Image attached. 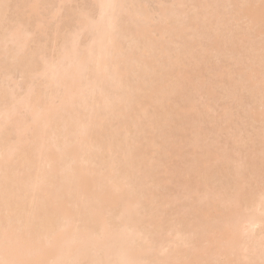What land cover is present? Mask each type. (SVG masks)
I'll use <instances>...</instances> for the list:
<instances>
[{
  "label": "bare ground",
  "instance_id": "6f19581e",
  "mask_svg": "<svg viewBox=\"0 0 264 264\" xmlns=\"http://www.w3.org/2000/svg\"><path fill=\"white\" fill-rule=\"evenodd\" d=\"M91 1L0 93V264H264V0Z\"/></svg>",
  "mask_w": 264,
  "mask_h": 264
},
{
  "label": "rangeland",
  "instance_id": "374dc122",
  "mask_svg": "<svg viewBox=\"0 0 264 264\" xmlns=\"http://www.w3.org/2000/svg\"><path fill=\"white\" fill-rule=\"evenodd\" d=\"M34 1H36V0H7L6 2H5V4H4V6L2 7V9H1V11H0V37H1V35L2 34H4V36H5V34L7 33L8 34V32L9 31H7L8 30V28H12V25H16V24H21V27H22V29L23 30H25V31H27V33H29L27 36H28V38L26 39V42H25V46H24V48L21 50L22 52H20L18 55L16 54V56H18L17 57V59H15L14 58V61L15 62H13V61H11V59L8 61V59H6V57H4V52L2 51V48H1V53H3L1 56H3V58L4 59H6V60H3L2 59V57H1V59L4 61H2L1 59H0V93H2V91H4V90H8L7 92L8 93H10V91H12V89L15 91V93L16 94H18V95H16L15 93V95H14V97L16 96V97H18L20 94H23V92H25L24 90H26V87H27V85H25L24 83H25V81H23V79L25 78V76H24V71H21L22 69L24 70V68H26V67H24V66H26L27 65V63H29L30 62V60H32L33 61V59H32V57H34L35 56V58H37L38 56H41L42 57V55L43 56H47V58H49V56H51V59H54V57L56 58L57 57V54H56V51H55V49H56V47L58 48V47H60L61 46V44L60 43H62V41H64V38H66V37H64V36H67V35H69L68 33L70 32V35H72L71 33H72V31H74L73 32V34H75L76 35V33H77V38H79L80 36V33H78L79 31H80V29H79V31L77 32V30H78V28H80V27H78L79 26V24H78V16H80L81 14H82V12L81 11H88L89 13V15L92 17V19L94 18V19H96L97 20V17H100V12H99V9H96V7L97 8H99L98 6H97V4H96V6H95V4L93 3V2H95V1H91V0H64L63 2H62V0L60 1V0H37L36 1V5H37V12H31L30 11V6L31 5H34ZM129 1V0H128ZM131 1V0H130ZM140 1V4H142L143 6V8H141V9H144V7L145 8H147V9H145L146 11L147 10H149L150 12H152V13H150L149 11H147L148 13H150V14H152V15H155L156 16V14L158 15V11H159V9H160V5H167V6H169V4L171 5V3H173L174 2V0H173V2L171 1V0H139ZM134 2H136V1H134ZM225 2H227V5H228V1H226L225 0ZM231 3V2H230ZM94 4V5H93ZM139 4V5H140ZM226 4V3H225ZM224 4V2H223V6L225 5ZM226 5V6H227ZM95 8H94V7ZM137 6H138V4H137ZM220 6H222V4L220 5ZM219 6V7H220ZM228 6H230L231 8H232V5H228ZM228 6L227 7H225V8H227V10L228 9H230V7L228 8ZM141 7V6H140ZM159 8V9H158ZM221 8L222 9H224V7H220V10H221ZM97 10H98V15H96L97 14ZM232 10V9H231ZM222 11V10H221ZM223 11H226V10H223ZM230 11V10H229ZM229 11H226L225 13H229ZM79 12V13H78ZM90 12H91V14H90ZM153 12H155V14L153 13ZM85 13V12H84ZM87 13V12H86ZM79 14V15H78ZM87 14V15H88ZM93 15H94V17H93ZM89 16V17H90ZM88 17V18H89ZM90 17V18H91ZM77 18V19H76ZM89 18V19H90ZM156 18L157 17H155V21H156ZM93 19V20H94ZM99 19V18H98ZM153 19H154V17H153ZM76 20H77V24H76ZM37 21H41V25L39 26V27H36L35 28V25H36V22ZM242 22V20L241 21H239V23L240 24H243V22ZM230 24H231V22H229ZM228 23V24H229ZM228 24H227V26H228ZM239 24V25H240ZM244 24H245V21H244ZM241 25V26H245V25ZM77 25V26H76ZM234 26H230L231 27V29L234 27V28H236V23H234L233 24ZM77 27V29L76 30H74L75 28ZM230 27H227L228 28V30H229V28ZM225 28V27H224ZM223 29V28H222ZM231 29H230V31H231ZM10 30V29H9ZM225 30H227L226 28H225ZM233 30V29H232ZM7 31V32H6ZM5 32V33H4ZM81 32V37L82 36H84L83 38L84 39H86L87 40V38H88V35H89V37H90V34L88 33L87 34V36L85 35L87 32H83V31H80ZM82 32H83V34H82ZM227 32V31H226ZM229 32V31H228ZM225 33V32H224ZM79 34V35H78ZM3 37V36H2ZM64 37V38H63ZM192 37H193V35H192ZM191 37V38H192ZM191 38L190 39H188V40H190L191 41ZM195 38H198V41H199V39H201V38H199V36L197 37V35H196V37L194 36V40H195ZM203 38V37H202ZM83 39V42H82V38H79V40L77 39V41H78V45L80 44L79 42H80V40H81V43H87L88 41H86V40H84ZM257 39V40H256ZM255 39V41L257 42L258 41V38H256ZM89 40V39H88ZM176 40H178V39H176ZM192 40H193V38H192ZM202 40H204V39H202ZM190 41H189V44H190ZM195 41H197V40H195ZM205 41V40H204ZM177 43L179 42V40L178 41H176ZM85 43H84V45H85ZM193 43H194V41H193ZM7 44H10L9 42H7ZM7 44H6V47H7ZM191 44H192V42H191ZM81 45V44H80ZM79 45V46H80ZM82 46H83V44H82ZM179 46V45H178ZM9 47H12V45L10 44V46L8 45V49H9ZM81 47V46H80ZM5 49H7V48H5ZM59 49V48H58ZM57 49V50H58ZM224 49H222V51H223ZM221 51V52H222ZM224 52V51H223ZM222 52V53H223ZM225 52H227V51H225ZM0 53V54H1ZM40 53H42V55H40ZM219 53H220V51L219 52H217V54H215V53H213V55H215V56H217V55H219ZM244 53V52H243ZM225 54L227 55V53H224L223 55H224V57H225ZM241 54H242V52H241ZM210 55H212V54H210ZM209 55V57H208V59H210V58H212V59H214V60H216V57H213V56H210ZM222 55V54H221ZM223 55L222 56H220V57H222V59H223ZM246 55V54H245ZM37 56V57H36ZM52 56H53V58H52ZM218 56V57H219ZM229 56V55H228ZM228 56H227V58H228ZM8 57V56H7ZM9 57H10V55H9ZM39 59V58H38ZM37 59V60H38ZM50 59V58H49ZM212 59H210L211 60V62L213 61ZM222 59H220V60H222ZM225 59V58H224ZM223 59V60H224ZM13 60V59H12ZM36 60V59H35ZM11 61V62H10ZM29 61V62H28ZM218 61V62H217ZM217 61H213V63L215 62H217L218 64H220L221 62L219 61V58H218V60ZM225 61H226V59H225ZM225 61H223V63L225 62ZM14 64H13V63ZM38 62L39 63H41V60H38ZM38 62H36V63H38ZM246 62V61H245ZM31 63V62H30ZM33 63V62H32ZM31 63V64H32ZM39 63H38V65H39ZM216 63V64H217ZM239 63H241V62H239ZM212 64V63H211ZM213 65V64H212ZM28 66H29V64H28ZM28 66H27V68H28ZM235 66V65H234ZM239 66V64L237 65L236 64V66L235 67H238ZM24 67V68H23ZM30 67V66H29ZM240 67H241V64H240ZM26 68V69H27ZM25 69V70H26ZM23 72V73H22ZM22 76H24V77H22ZM235 77V76H234ZM236 77H238V76H236ZM237 79V78H236ZM238 79L240 80V77H238ZM38 81H40V80H38ZM224 81H225V79H224ZM35 83H37V82H34V84ZM38 84H40L41 85V83H38ZM224 84H226V83H224ZM25 85V86H24ZM37 84H35V86H36ZM37 85L38 86V89L39 88H41V86H43V85ZM227 85V84H226ZM36 86V87H37ZM40 86V87H39ZM221 88H222V85L220 86ZM25 88V89H24ZM44 88V87H43ZM43 88H41V89H43ZM217 88H219V87H217ZM220 88V93H222L223 95H224V93L221 91L222 89ZM40 89V90H41ZM223 89H224V86H223ZM241 89H244V88H241ZM240 89V90H241ZM44 90V89H43ZM6 91H4V95H3V97L4 96H6L7 94H5L6 93ZM42 91V90H41ZM219 91V90H218ZM247 90H242L241 91V94L243 95V97H244V101H245V103H246V101L248 100V96L250 95L249 93H247L246 92ZM240 92V91H239ZM11 93H13V92H11ZM246 93V94H245ZM3 94V93H2ZM2 94H0L1 96H2ZM222 94H221V96H222ZM249 94V95H248ZM220 95V94H219ZM242 95H241V97H242ZM1 96H0V105H2L1 104ZM23 96V95H22ZM245 96H247L246 98H247V100H246V98H245ZM6 97H8L9 98V95H7ZM6 97H4V99H7ZM21 97V96H20ZM223 97V96H222ZM221 97V98H222ZM242 97V98H243ZM219 98H220V96H219ZM220 98V99H221ZM224 99V98H223ZM222 99V100H223ZM225 99H226V96H225ZM227 99H228V97H227ZM226 99V100H227ZM249 99L251 100V98L249 97ZM8 100V99H7ZM219 99H217L216 100V104L218 103L217 101H218ZM222 100H220V102L219 103H221V101ZM250 100H248V101H250ZM5 101V100H4ZM3 101V102H4ZM9 101V100H8ZM225 100H223V103H225V102H227V101H225ZM252 101V100H251ZM250 101V102H251ZM245 103H243L242 102V106H243V104H245ZM247 104H248V102H247ZM246 105V104H245ZM245 105L243 106L244 108H245ZM217 106H218V104H217ZM239 109V108H238ZM237 109V110H238ZM242 109V108H241ZM241 109H239L238 111H241ZM236 110V111H237ZM22 111V110H21ZM235 111V112H236ZM23 113V112H22ZM248 124H250V126H252V127H257L258 129H260L259 127H260V125H258V126H256L257 124H259L258 122H257V124H256V122H255V124L256 125H252L251 123H247V125ZM254 124V123H253ZM246 125V126H247ZM245 126V130H248L247 128H249V130H250V132H253V131H251L252 130V128H250V126L248 125L247 127ZM257 128H255V129H257ZM254 129V128H253ZM255 129H254V131H255ZM261 131V130H260ZM247 132V131H246ZM249 132V131H248ZM262 132V131H261ZM254 133V135H255V132H253ZM252 133V134H253ZM258 133V132H257ZM7 135H8V133H7ZM11 137V136H10ZM262 186H264V184L262 185ZM258 226H256V229L258 230ZM255 229V228H254ZM255 229V231H257Z\"/></svg>",
  "mask_w": 264,
  "mask_h": 264
}]
</instances>
